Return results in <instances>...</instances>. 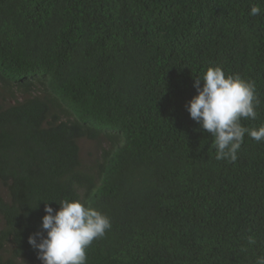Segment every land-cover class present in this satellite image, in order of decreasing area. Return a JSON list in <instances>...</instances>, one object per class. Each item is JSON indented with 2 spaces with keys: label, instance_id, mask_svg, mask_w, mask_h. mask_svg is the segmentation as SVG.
Returning <instances> with one entry per match:
<instances>
[{
  "label": "trees",
  "instance_id": "1",
  "mask_svg": "<svg viewBox=\"0 0 264 264\" xmlns=\"http://www.w3.org/2000/svg\"><path fill=\"white\" fill-rule=\"evenodd\" d=\"M208 67L254 82L240 123L264 126V0H0V264L41 261L35 219L65 198L111 224L85 264H257L264 140L216 159L186 107Z\"/></svg>",
  "mask_w": 264,
  "mask_h": 264
},
{
  "label": "clouds",
  "instance_id": "2",
  "mask_svg": "<svg viewBox=\"0 0 264 264\" xmlns=\"http://www.w3.org/2000/svg\"><path fill=\"white\" fill-rule=\"evenodd\" d=\"M259 12V7L254 5L250 15H258ZM194 87L198 95L186 107L191 118L214 137L217 160L227 159L234 162L246 132L256 141L264 140V126L258 130L248 129L240 123L241 118L254 120L257 116L255 106L259 101L255 95L254 82L245 81L239 75L225 77L220 67H208L202 79H195ZM81 140L85 141H79ZM79 154L81 155L80 147ZM6 195L7 190L0 187V196L5 198ZM59 204L60 210L55 214L53 208L46 204V215L41 213L35 219L46 231V238L41 232H37L29 236L28 243L38 249V259L43 264H85L86 249L94 240L104 237L106 230L111 227L110 221L99 211L90 206L85 207L79 201L70 202L65 198ZM151 210L156 211L153 214L163 219L177 214L175 208ZM0 220L3 224L1 217ZM37 237L40 238L39 243ZM177 241L183 243L190 239L178 235ZM248 242L254 244L255 240L249 236ZM241 251L245 249L242 248ZM257 264H264V257L259 258Z\"/></svg>",
  "mask_w": 264,
  "mask_h": 264
},
{
  "label": "rangeland",
  "instance_id": "3",
  "mask_svg": "<svg viewBox=\"0 0 264 264\" xmlns=\"http://www.w3.org/2000/svg\"><path fill=\"white\" fill-rule=\"evenodd\" d=\"M79 147H80V150H81V155L82 157H84L87 161L89 160L88 156H87V152L89 150H91V144L89 142H86V141H79ZM88 158V159H87ZM3 228V224L0 220V230Z\"/></svg>",
  "mask_w": 264,
  "mask_h": 264
}]
</instances>
